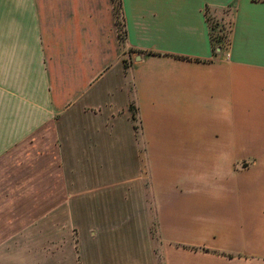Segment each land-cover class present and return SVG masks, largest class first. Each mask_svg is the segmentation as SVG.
I'll list each match as a JSON object with an SVG mask.
<instances>
[{
    "label": "crops",
    "instance_id": "1",
    "mask_svg": "<svg viewBox=\"0 0 264 264\" xmlns=\"http://www.w3.org/2000/svg\"><path fill=\"white\" fill-rule=\"evenodd\" d=\"M119 1L0 0V264H264V0Z\"/></svg>",
    "mask_w": 264,
    "mask_h": 264
},
{
    "label": "rangeland",
    "instance_id": "2",
    "mask_svg": "<svg viewBox=\"0 0 264 264\" xmlns=\"http://www.w3.org/2000/svg\"><path fill=\"white\" fill-rule=\"evenodd\" d=\"M221 20H211L210 19V33L211 38L213 40V43L215 46L220 44V41H223V45H226L228 42V33H229V27H230V14L224 13ZM222 43V42H221ZM242 163V162H241ZM7 206L0 204V212H3V209H5ZM16 210H20L22 206H14Z\"/></svg>",
    "mask_w": 264,
    "mask_h": 264
},
{
    "label": "trees",
    "instance_id": "3",
    "mask_svg": "<svg viewBox=\"0 0 264 264\" xmlns=\"http://www.w3.org/2000/svg\"><path fill=\"white\" fill-rule=\"evenodd\" d=\"M112 1H113V6H114V13H115V16H116V24L118 26V29L120 30L119 37L122 40L123 39V29H122V21H121L120 1L119 0H112ZM212 43H213V40H212ZM226 45H223V41L222 40L220 41V44L217 45V46H215L214 43H213L214 48H216V47L224 48ZM130 110H131V113H132V119L134 121H136V109H135V107L133 105H130ZM136 128H137V125H136Z\"/></svg>",
    "mask_w": 264,
    "mask_h": 264
},
{
    "label": "water",
    "instance_id": "4",
    "mask_svg": "<svg viewBox=\"0 0 264 264\" xmlns=\"http://www.w3.org/2000/svg\"><path fill=\"white\" fill-rule=\"evenodd\" d=\"M219 50V49H218Z\"/></svg>",
    "mask_w": 264,
    "mask_h": 264
}]
</instances>
